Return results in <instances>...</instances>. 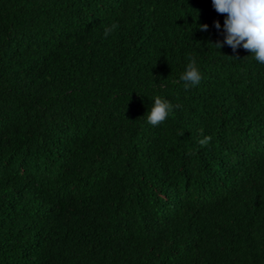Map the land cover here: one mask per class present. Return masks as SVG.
<instances>
[{"label": "trees", "instance_id": "1", "mask_svg": "<svg viewBox=\"0 0 264 264\" xmlns=\"http://www.w3.org/2000/svg\"><path fill=\"white\" fill-rule=\"evenodd\" d=\"M223 20L211 0H0V264H264V64L214 45Z\"/></svg>", "mask_w": 264, "mask_h": 264}, {"label": "clouds", "instance_id": "2", "mask_svg": "<svg viewBox=\"0 0 264 264\" xmlns=\"http://www.w3.org/2000/svg\"><path fill=\"white\" fill-rule=\"evenodd\" d=\"M212 7L218 14H224L223 28L219 21L213 22V27L222 33L223 40L214 45L221 48L229 46L233 52L244 49L251 53L256 62L264 64V0H211ZM116 25L104 28V36L108 37ZM201 31H207L208 25L199 26ZM179 79L187 89L200 83L201 73L195 60L190 59ZM172 112V105L166 99L156 97L147 112V123L157 126L164 122ZM201 140L200 143H206Z\"/></svg>", "mask_w": 264, "mask_h": 264}, {"label": "bare ground", "instance_id": "3", "mask_svg": "<svg viewBox=\"0 0 264 264\" xmlns=\"http://www.w3.org/2000/svg\"><path fill=\"white\" fill-rule=\"evenodd\" d=\"M158 9V8H157ZM189 160V159H188ZM176 167V166H175ZM177 168V167H176ZM246 225V224H245ZM239 238V237H238Z\"/></svg>", "mask_w": 264, "mask_h": 264}]
</instances>
